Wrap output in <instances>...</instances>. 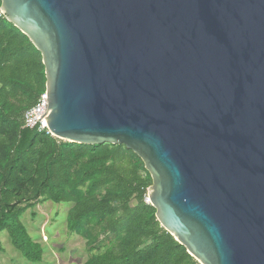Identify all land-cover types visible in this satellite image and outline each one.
<instances>
[{
  "label": "water",
  "instance_id": "95a60500",
  "mask_svg": "<svg viewBox=\"0 0 264 264\" xmlns=\"http://www.w3.org/2000/svg\"><path fill=\"white\" fill-rule=\"evenodd\" d=\"M39 51L45 119L143 163L199 264H264V0H0Z\"/></svg>",
  "mask_w": 264,
  "mask_h": 264
},
{
  "label": "trees",
  "instance_id": "16d2710c",
  "mask_svg": "<svg viewBox=\"0 0 264 264\" xmlns=\"http://www.w3.org/2000/svg\"><path fill=\"white\" fill-rule=\"evenodd\" d=\"M44 89L39 51L0 13V231L11 245L29 262L41 260L20 216L48 199L71 205L66 227L85 240L83 264H199L144 201L150 176L131 150L23 126V112Z\"/></svg>",
  "mask_w": 264,
  "mask_h": 264
},
{
  "label": "rangeland",
  "instance_id": "374dc122",
  "mask_svg": "<svg viewBox=\"0 0 264 264\" xmlns=\"http://www.w3.org/2000/svg\"><path fill=\"white\" fill-rule=\"evenodd\" d=\"M70 206L42 199L27 208L20 220L30 238L40 244L41 260L36 263L27 261L11 245L6 232L0 231V264H83L88 254L85 240L66 227Z\"/></svg>",
  "mask_w": 264,
  "mask_h": 264
},
{
  "label": "built area",
  "instance_id": "2783aa9c",
  "mask_svg": "<svg viewBox=\"0 0 264 264\" xmlns=\"http://www.w3.org/2000/svg\"><path fill=\"white\" fill-rule=\"evenodd\" d=\"M47 106V96L43 91L33 106L23 112L22 123L24 127L33 128L35 127L38 131H42L45 134L53 137V134L49 131L45 119V112ZM144 201L149 203L147 193L144 197Z\"/></svg>",
  "mask_w": 264,
  "mask_h": 264
}]
</instances>
